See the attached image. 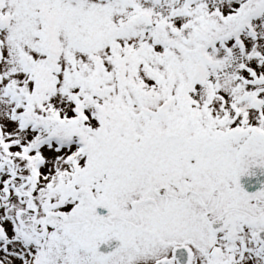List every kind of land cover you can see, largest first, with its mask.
I'll return each mask as SVG.
<instances>
[{
    "label": "snow or ice",
    "instance_id": "snow-or-ice-1",
    "mask_svg": "<svg viewBox=\"0 0 264 264\" xmlns=\"http://www.w3.org/2000/svg\"><path fill=\"white\" fill-rule=\"evenodd\" d=\"M255 170L264 0H0V264H264Z\"/></svg>",
    "mask_w": 264,
    "mask_h": 264
},
{
    "label": "water",
    "instance_id": "water-1",
    "mask_svg": "<svg viewBox=\"0 0 264 264\" xmlns=\"http://www.w3.org/2000/svg\"><path fill=\"white\" fill-rule=\"evenodd\" d=\"M256 175L253 177H245L241 180L246 191L254 192L260 189L261 184H264V171L255 170Z\"/></svg>",
    "mask_w": 264,
    "mask_h": 264
},
{
    "label": "flooded vegetation",
    "instance_id": "flooded-vegetation-1",
    "mask_svg": "<svg viewBox=\"0 0 264 264\" xmlns=\"http://www.w3.org/2000/svg\"><path fill=\"white\" fill-rule=\"evenodd\" d=\"M113 243H115V242H113Z\"/></svg>",
    "mask_w": 264,
    "mask_h": 264
}]
</instances>
